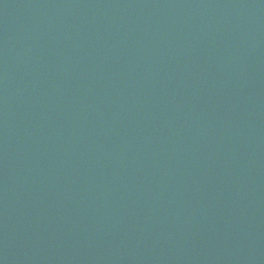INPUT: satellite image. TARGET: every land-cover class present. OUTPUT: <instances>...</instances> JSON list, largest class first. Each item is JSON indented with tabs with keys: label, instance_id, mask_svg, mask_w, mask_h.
I'll use <instances>...</instances> for the list:
<instances>
[{
	"label": "water",
	"instance_id": "95a60500",
	"mask_svg": "<svg viewBox=\"0 0 264 264\" xmlns=\"http://www.w3.org/2000/svg\"><path fill=\"white\" fill-rule=\"evenodd\" d=\"M0 264H264V0H0Z\"/></svg>",
	"mask_w": 264,
	"mask_h": 264
}]
</instances>
